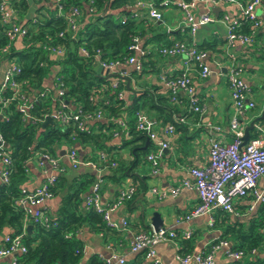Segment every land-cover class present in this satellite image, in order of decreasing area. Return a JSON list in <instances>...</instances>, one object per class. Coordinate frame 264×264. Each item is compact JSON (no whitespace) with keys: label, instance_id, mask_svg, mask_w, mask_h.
Listing matches in <instances>:
<instances>
[{"label":"crops","instance_id":"0c3cea01","mask_svg":"<svg viewBox=\"0 0 264 264\" xmlns=\"http://www.w3.org/2000/svg\"><path fill=\"white\" fill-rule=\"evenodd\" d=\"M27 8L21 15V19L28 18L36 12V8L43 10L47 6L41 0H25ZM264 2V1H263ZM46 4V5H45ZM217 12L223 11L229 14L237 15L236 7L232 4L217 5ZM162 13V20H154L146 14L144 6L136 7V20H140L138 29L142 33L137 37L138 45L142 50L134 52L141 61V68L135 70L130 63H124L120 66L109 69L108 74L103 75L109 79H117L122 86L123 106L118 115H123L125 122L132 118L134 123V112L129 115L126 107L131 105L133 98L138 97L142 91H145L147 100L153 105L160 107L161 110H155L149 107V103L141 104L137 109H141L147 118L151 121L152 129L155 130L157 137L166 139L167 146L160 149L155 154L154 162L147 161L145 154L148 151H157V144L149 138L143 131L136 134H130L125 127H118L114 124L111 128L99 127L97 122H106L109 119L105 116L99 119H93L88 123H93L92 132L100 133L106 136L101 141L106 147L99 148L89 142H79L76 140L73 145L77 148L81 157L86 159H97L99 150L107 152L108 157H112L116 162L120 160L127 164V168L122 172L120 180L110 179V167L103 166L100 170V198L102 206L108 205L114 198L117 189L121 185L131 184L135 179L136 188L132 196L114 207L109 212V218L118 225L108 230H90L85 224L81 225L75 232L76 237L81 242L82 260H86L90 255H95L99 260H106L111 253L122 255L125 262L133 261L137 252L129 251V242L131 234L134 231L145 229L150 230L149 214L151 211H158L162 219V227L173 229L176 236L171 239L162 240L154 245L156 256L163 264H175V255L182 250L181 232L190 230L189 243L191 251L207 250L216 244L213 249V264H236L237 261L245 262L253 258L251 254H243L235 259L226 253V247L219 244L220 234L226 223L232 221H247L252 214L261 205L253 202L249 197H233L232 206L235 214L229 213L225 216L220 215L212 220V214L216 212L213 209L211 216L208 213L200 214L189 219H183L182 215L188 212L197 203V193L191 186H181L177 193L170 194L166 192L162 197H157L149 191L151 186L160 189H167L168 186L174 185L182 178L190 177L188 166H201L207 162L208 140L214 136L221 141L228 142L231 136L228 132V120L232 111L231 99L226 81V73L229 64L228 53H232L241 66L240 75L247 85V97L254 100V107L245 111L240 118L242 127L246 126L255 116H257L264 105V22L258 27L248 44L234 42L227 45L225 38V25L220 21H212L199 25L194 33L197 44L205 46L206 54L203 61L209 66L210 73L201 77L196 67H189L188 74L192 80L194 94L198 99L200 112H194L190 109L187 98L184 93L179 94L177 102H171L168 98V92L162 84L161 76L176 75L182 68V57L161 55L157 51L160 44L172 39H186L187 32L180 28L181 13L174 5H165L159 8ZM260 9L257 12L260 14ZM205 11L203 5L198 4L193 7L194 14ZM262 16V13H261ZM264 20V15H263ZM163 25V26H162ZM157 32L163 33L160 40L150 39ZM15 46L18 47L16 41ZM210 48L207 47L209 45ZM128 80V82H127ZM168 113L169 120L163 121L162 115ZM162 114V115H161ZM182 117L183 120L178 119ZM173 124V131L166 133L165 125ZM217 125L218 130H212L209 125ZM256 125L261 126V130L256 129ZM254 130L256 136L264 134V121H256L249 134ZM117 131L116 134H113ZM123 139H130V142L123 144ZM69 142H63L53 147L52 153L57 157L58 164L51 166L44 163L39 166L36 157L32 156L26 161L27 177L22 187L30 190L39 185L42 180L51 173L63 175L68 180L74 174L89 172L94 174V169L88 165H79L72 168L69 165L65 154ZM135 150L139 151L138 162L133 163ZM155 167L156 171L151 169ZM134 176V177H133ZM264 184V177L258 178V185ZM60 195H52L44 201L46 211L49 215L54 214L59 205ZM143 209V212L142 210ZM124 218L127 225L119 224ZM211 221L213 222H210ZM31 217L26 213L23 221V229L31 224ZM32 228V224H31ZM30 228V230H31ZM11 229L4 227L0 231L1 237L10 233ZM264 231V228H263ZM230 245L229 237L225 239ZM189 246V245H188ZM21 252L15 251L10 254L0 255V264H11V260ZM255 256H264V241L261 248L255 251ZM142 259L145 260L144 256ZM111 264H119L116 260L110 261ZM25 264H32L31 262Z\"/></svg>","mask_w":264,"mask_h":264},{"label":"built area","instance_id":"2783aa9c","mask_svg":"<svg viewBox=\"0 0 264 264\" xmlns=\"http://www.w3.org/2000/svg\"><path fill=\"white\" fill-rule=\"evenodd\" d=\"M47 4L39 13H46L47 9H54L57 15H62L65 21L64 30L70 32L71 36L79 26L81 10L76 5H70L67 9H63L60 0H41ZM264 0H159L157 5L153 0H134L130 7L134 17L136 16L135 8L144 6L146 14L154 20H162V13L159 5H174L181 13L180 28L186 30V39H172L167 44H160L157 51L161 55L182 57V68L176 75L161 76L162 84L168 92V98L171 102H177L180 93H184L190 109L194 112H200L201 108L198 105V99L194 94L192 80L188 74L189 67H196L201 77L210 73L209 66L203 61L206 50L197 46L194 33L199 25L220 20L225 25V38L227 45H232L234 42L248 44L252 40L255 31L260 27L264 20ZM11 0H0V21L5 25L3 32L7 37L8 42L2 46L1 51L7 53L9 45L17 41L18 47H21L20 40L26 34V26L23 24L24 19L17 15L12 9ZM45 4V5H46ZM198 4L205 7V11L199 14H194L193 7ZM221 4H232L236 7L237 15L229 14L226 11L219 15L214 14L212 8ZM260 10V14L257 12ZM92 10V7H89ZM262 13V16H261ZM38 12L31 14L29 17L34 20ZM248 25V32L241 30L240 25ZM62 35V30L58 32ZM11 41V42H10ZM50 58L59 57L64 53V47L61 44H46L43 46ZM133 53L127 57L120 59H100L99 49L96 48L93 52L94 62L106 71L120 66L124 63H130L135 70L141 68V61L134 53L138 51L142 53L138 45L137 36H133L128 45ZM79 52L82 55H87L84 47H79ZM229 64L226 73V81L228 85L229 95L231 99L232 111L228 120V132L231 139L228 142L221 141L217 137H210L208 140V159L204 165L188 166L190 177L182 178L174 185L168 186L167 189H160L151 186L149 191L157 197H162L166 192L175 194L181 186H191L197 193V203L186 213L182 215L183 219L208 213L211 216L213 209L221 208L230 213L235 214L232 206L233 197H249L253 202H258L264 206V184L258 185V178L264 177V134L248 138L242 143L243 127L240 123V118L246 110L254 107V100L247 97V85L240 75L241 66L236 61L232 53H228ZM56 68H50L48 76L42 83V86L32 91L26 87L24 79H17L16 75L20 72V66L14 57H3L0 59V116L5 115L3 107L8 101L14 100L16 110L20 113L21 118L30 122H43L46 116H49L48 122L56 123L60 129L71 125L75 130L86 128V123L93 119H99L104 116L101 109L97 108L92 111H81L80 107L70 105L68 100L64 98L65 89L55 74ZM119 81L113 79L109 81V88L116 89ZM8 89L10 92L8 97H3L1 91ZM97 95H92L91 98L96 100ZM116 97L122 98L120 89L116 91ZM48 99V105L43 106V110L36 114L33 111L34 103ZM118 127H125L126 122L123 115L108 117ZM134 125L135 128L143 131L149 138L153 139L157 144V151L151 150L145 154V159L154 162L155 154L160 152V149L167 146L168 141L157 137L155 130L152 129L151 121L146 117L145 113L139 108L134 110ZM178 119L183 120L182 117ZM47 123V122H46ZM212 130H218L217 125H209ZM256 129L261 130L260 125H256ZM70 133L69 145L66 147L65 154L67 156L70 167L76 168L79 165H88L94 169L95 178L90 184L89 190L84 197V205L92 206L96 211H100L106 223L111 227H116L118 224L109 218V212L114 207L129 199L133 192L134 186L131 184L121 185L113 200L106 206H102L99 202L100 198V170L103 166H114L115 160L108 157L104 150H99L97 159H86L81 157L77 148L73 143L78 140L74 135V131ZM166 133L173 131V124L165 125ZM114 131L113 134H116ZM1 142V136H0ZM36 157V162L39 166L44 163H49L51 166L58 164L57 157L45 149L31 148V153L26 161L32 157ZM10 157L8 151L0 148V182L7 183L9 171ZM152 172L156 168L151 169ZM56 174H48L42 182L33 187L16 199V203L25 208L26 213H29L31 219L40 224L47 225L50 222V215L46 211L44 201L51 197V192L48 190V184L54 181ZM211 222V219H210ZM120 225H127L126 219L122 218ZM24 229H22V233ZM190 230L186 229L181 232L182 237H188ZM176 236L173 229L159 226L156 230H137L132 232L129 251H143V256L148 264H163L156 256L154 245L155 243L171 239ZM2 244L0 245V255L10 254L15 251L24 252L25 245L21 241V233L11 235L10 233L1 237ZM219 244L226 247V253L237 259L242 254L240 250L232 251L226 240H219ZM216 244L207 250L190 251L188 253H178L175 255V264H213V249ZM251 251H254L252 249ZM116 260L122 264L124 257L111 253L110 257L104 260L105 264H111L110 261ZM11 264H15V257L11 260Z\"/></svg>","mask_w":264,"mask_h":264},{"label":"trees","instance_id":"16d2710c","mask_svg":"<svg viewBox=\"0 0 264 264\" xmlns=\"http://www.w3.org/2000/svg\"><path fill=\"white\" fill-rule=\"evenodd\" d=\"M153 1L157 5L159 0ZM60 3L64 10L70 5H76L81 10L79 26L73 36L64 30L65 21L62 15H57L52 8L47 9L46 13H39L36 8L38 14L34 20L30 17L24 19L23 24L27 31L20 40L21 47L16 48L10 41L7 53L1 51L8 39L3 32L5 25L0 21V59L14 57L20 66V72L16 78L24 79L26 87L32 91L42 86L53 66L56 68L55 74L65 89L64 98L70 105L77 104L81 111H92L99 108L106 118L118 115L124 109L122 108L123 100L116 97V91L122 84L119 82L116 89L109 88V79L96 73L92 68L93 52L98 48L99 58L107 60H122L133 53L128 45L133 36L139 37L142 33V30L138 29L140 20L134 18L130 9L134 0H60ZM10 4L19 16L23 15L27 8L25 0H11ZM89 7H92V10H89ZM240 28L244 32L249 31L248 25L244 23L240 25ZM60 30H62V35H58ZM162 34L157 32L150 39L160 40ZM50 43L63 45L64 53L59 57L50 58L43 47ZM163 43L167 44L169 41ZM197 46L206 48L201 44ZM79 47H84L87 55H82ZM1 93L4 98L10 94L8 89L2 90ZM92 95H97L96 100L91 98ZM140 98L142 99L141 104L148 102L149 107L155 110L162 109L148 101L145 91H142L138 97L132 99L131 105L125 108L129 115L138 108ZM45 105H48V99L38 100L34 103L33 111L38 114ZM3 110L5 115L0 116V148L8 151L10 162L8 181L7 183L0 182V231L8 227L11 229V235L21 233L25 251L15 257V264L28 262L32 264H105L104 260H99L95 255L82 260L81 242L75 235L77 229L84 224L90 230L101 231L112 228L106 223L102 212L96 211L90 205L87 207L84 205V197L95 178L94 174L89 172L74 174L68 180L63 175H56L54 181L47 186L51 196L60 195L56 212L50 214V222L47 225H40L31 219L30 233L27 234L25 231L22 233L26 211L16 203V199L26 192L22 184L27 177L26 159L31 153V148L36 150L41 148L53 153V147L61 143L59 139L70 140V133L75 129L71 125L60 129L54 122L41 125V122L25 121L16 110L14 100L8 101ZM162 118L163 121L172 122L168 113L162 115ZM95 122L91 124L87 122L86 128L76 129L74 135L79 142H89L99 148L106 147L101 141V138H106V136L92 132V125ZM97 123L99 127L104 126L107 129L114 126L110 120ZM126 124L130 134L141 132L135 128L132 118H129ZM256 133L257 131L254 130L248 138L255 137ZM128 142L130 139H123V144ZM134 152L133 163H136L139 151ZM125 168L127 164L117 160L116 164L109 169V178L118 182ZM133 180L131 185L136 188L135 179ZM215 210L212 220L222 214L228 218L227 215L230 213L221 208ZM263 228L264 206L261 204L247 221L235 220L226 223L219 238L214 242L229 237L230 250H240L242 254L253 255V258L245 262L237 261L236 264H264V256L258 257L254 254L263 245ZM189 236L180 235L183 247L179 253L184 254L191 251ZM252 249L254 251H251ZM136 256L133 261H124L122 264H148L142 259L143 251L137 253Z\"/></svg>","mask_w":264,"mask_h":264},{"label":"water","instance_id":"95a60500","mask_svg":"<svg viewBox=\"0 0 264 264\" xmlns=\"http://www.w3.org/2000/svg\"><path fill=\"white\" fill-rule=\"evenodd\" d=\"M218 8H219V7L214 6V7L212 8V11H213V12H217ZM92 68H93V70H94L96 73H98V74H100V75H106V74H108V72H106L105 69H103L102 67H100V65H99L98 63H95V62H94V63L92 64ZM127 82H128V80H127ZM49 120H50L49 116H46L45 120L41 123V125H44V124H45L46 122H48ZM260 120L264 121V105H263V107L261 108L260 113H259L257 116H255L251 121H249V123H248L246 126H244V128H243V135H242V143L245 142V141L248 139V137H249V132H248V130L251 129V128L253 127V125H254V123H255L256 121H260ZM141 210H142V212H143V209H141ZM148 219H149V224H150V226H151L152 229H154V230H156V229H157L159 226H161V224H162V219H161V217H160L158 211H156V210L151 211V213L149 214ZM30 228H31V224H27V225L25 226V232H26L27 234L30 233Z\"/></svg>","mask_w":264,"mask_h":264},{"label":"rangeland","instance_id":"374dc122","mask_svg":"<svg viewBox=\"0 0 264 264\" xmlns=\"http://www.w3.org/2000/svg\"><path fill=\"white\" fill-rule=\"evenodd\" d=\"M162 26H163V25H162ZM59 141H60L61 143H63V142H65V143H66V142H69V141H66V140L63 139V138H60Z\"/></svg>","mask_w":264,"mask_h":264}]
</instances>
